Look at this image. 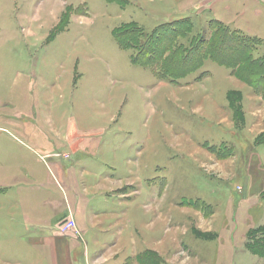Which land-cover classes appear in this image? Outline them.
I'll use <instances>...</instances> for the list:
<instances>
[{
	"label": "rangeland",
	"instance_id": "obj_1",
	"mask_svg": "<svg viewBox=\"0 0 264 264\" xmlns=\"http://www.w3.org/2000/svg\"><path fill=\"white\" fill-rule=\"evenodd\" d=\"M108 1L0 0V205L41 185L63 214L71 186L103 184L111 210L137 224L119 264L150 252L161 264H264L251 248L264 247V98L212 60L180 84L158 79L114 39L132 22L152 33L191 18L194 36L219 20L262 58L264 0ZM71 230L59 235L83 240ZM5 233L0 213V248ZM104 251L88 264L114 263ZM39 260L0 253V264Z\"/></svg>",
	"mask_w": 264,
	"mask_h": 264
},
{
	"label": "crops",
	"instance_id": "obj_2",
	"mask_svg": "<svg viewBox=\"0 0 264 264\" xmlns=\"http://www.w3.org/2000/svg\"><path fill=\"white\" fill-rule=\"evenodd\" d=\"M33 187L35 188L29 191L27 190L29 187L24 183L13 188L17 190H12V193L17 192L19 197L27 198L28 201L18 197L17 201L10 204V207L13 206L11 211L10 207L7 208L8 205H0V213L5 214L6 217V243H2L0 253L3 252L6 256L11 255V259L16 256L17 252L21 253L23 259L26 255H29L31 259H40L34 264H88L95 252L105 250L100 259L105 258L108 262L113 260L114 263L111 264H119L117 263L120 255L118 244L121 243L123 237H126L128 230L130 250L132 253L136 250L137 224L132 225L131 222L126 224L127 219L124 213L126 209L111 210V208H118L115 207L118 204L112 207L104 199V193L112 192L108 186L99 184L87 187L85 183H82V190L77 186H71L69 190L74 194V196L71 195L74 203L69 205L63 214L57 211V205L50 201L52 198L41 197L45 186ZM93 188H97V192ZM58 193L59 199H62V188H58ZM90 196H92L91 200L100 197V201L92 204L91 200H87ZM30 197L34 200H30ZM133 205L131 203L128 208ZM70 213L75 217L77 227L82 232L83 240L80 239V242L77 238H64L59 235L60 227L69 218ZM113 235L116 238L110 240V236ZM104 238L107 240L102 241ZM115 240H117L115 244H108ZM6 245L9 246L7 249H5ZM99 245L104 246L105 249L99 248Z\"/></svg>",
	"mask_w": 264,
	"mask_h": 264
},
{
	"label": "trees",
	"instance_id": "obj_3",
	"mask_svg": "<svg viewBox=\"0 0 264 264\" xmlns=\"http://www.w3.org/2000/svg\"><path fill=\"white\" fill-rule=\"evenodd\" d=\"M110 1L126 6L122 0ZM193 28L191 18L163 22L152 33L132 22L120 27L114 39L120 48L134 52L135 65L151 68L158 79L180 84L201 70L207 60H212L264 98V57H254L256 41L232 31L219 20L209 22L208 36L207 33L193 36ZM188 38V44L184 43ZM261 242L264 243V239ZM251 248L257 255L264 256V247L260 251L254 245ZM146 257L138 263H163L156 253L150 252Z\"/></svg>",
	"mask_w": 264,
	"mask_h": 264
},
{
	"label": "built area",
	"instance_id": "obj_4",
	"mask_svg": "<svg viewBox=\"0 0 264 264\" xmlns=\"http://www.w3.org/2000/svg\"><path fill=\"white\" fill-rule=\"evenodd\" d=\"M72 217V216H71ZM71 229H74V231L77 233L78 236H82V232L79 230V228L77 227L76 221L75 219L70 218L66 223H64L61 227H60V231L62 232H67V231H72Z\"/></svg>",
	"mask_w": 264,
	"mask_h": 264
}]
</instances>
